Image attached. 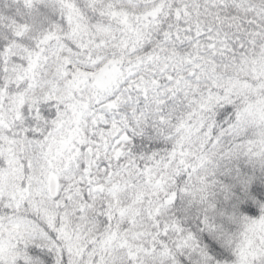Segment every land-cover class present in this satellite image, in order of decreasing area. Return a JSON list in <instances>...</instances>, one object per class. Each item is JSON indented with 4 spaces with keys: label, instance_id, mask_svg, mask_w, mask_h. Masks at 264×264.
<instances>
[{
    "label": "snow or ice",
    "instance_id": "6c2138e0",
    "mask_svg": "<svg viewBox=\"0 0 264 264\" xmlns=\"http://www.w3.org/2000/svg\"><path fill=\"white\" fill-rule=\"evenodd\" d=\"M0 264H264V0H0Z\"/></svg>",
    "mask_w": 264,
    "mask_h": 264
}]
</instances>
